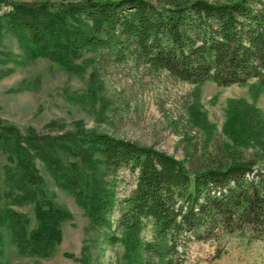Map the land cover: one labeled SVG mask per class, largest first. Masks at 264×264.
Wrapping results in <instances>:
<instances>
[{"label":"trees","instance_id":"1","mask_svg":"<svg viewBox=\"0 0 264 264\" xmlns=\"http://www.w3.org/2000/svg\"><path fill=\"white\" fill-rule=\"evenodd\" d=\"M3 30L15 37L26 59H47L75 76L93 64L85 53L101 50L117 63L131 58L194 86L248 87L254 97L264 87V0H193L162 8L147 0H0V40ZM97 80L92 71L90 94L99 88ZM222 130L235 146L264 147L262 112L244 100L229 101ZM0 154L7 161L0 226L21 256L50 257L62 241L61 225L72 220L44 190L36 161L74 197L93 227L109 229L118 173H136L117 220L120 237H108L124 248L129 264L152 258L182 264L185 251L178 250L188 241L224 233H247L249 242L264 244V161H244L232 151L226 164L189 171L163 151L81 127L41 135L1 121ZM27 204L33 206V228L13 208ZM142 220L151 222L152 241L140 238Z\"/></svg>","mask_w":264,"mask_h":264},{"label":"rangeland","instance_id":"2","mask_svg":"<svg viewBox=\"0 0 264 264\" xmlns=\"http://www.w3.org/2000/svg\"><path fill=\"white\" fill-rule=\"evenodd\" d=\"M17 2H76L79 0H13ZM162 8L175 2L193 0H147ZM226 3L232 0H206ZM3 8V7H2ZM86 59L93 64L86 74L75 76L44 58L26 59L15 37L3 30L0 40V121L24 132L34 129L41 135H61L83 128L152 147L179 160L189 170H203L226 164L234 157L261 164L264 147L235 146L223 132L226 109L231 100H244L262 112L264 87L254 97L248 87H218L212 82L199 86L183 83L163 70L128 59L115 62L105 51L90 50ZM95 71L99 88L88 91L89 74ZM264 142V137H263ZM264 146V145H263ZM77 160V159H69ZM6 156L0 154V192ZM43 188L71 215L61 225L62 241L48 258L18 254L9 232L0 226V264H129L120 244H110L109 236L120 237L116 228L122 200L132 195L136 173H118L117 203L108 219L112 227H93L74 197L59 189L44 165L36 161ZM3 201L0 200V204ZM36 224L33 206L13 207ZM140 238L152 241V225L142 220ZM183 244V240H181ZM183 253L182 264H264V244L248 241L247 233L220 234L215 240L191 239ZM148 264H165L147 259Z\"/></svg>","mask_w":264,"mask_h":264},{"label":"built area","instance_id":"3","mask_svg":"<svg viewBox=\"0 0 264 264\" xmlns=\"http://www.w3.org/2000/svg\"><path fill=\"white\" fill-rule=\"evenodd\" d=\"M9 10V7H3L2 8V12H6V11H8Z\"/></svg>","mask_w":264,"mask_h":264}]
</instances>
